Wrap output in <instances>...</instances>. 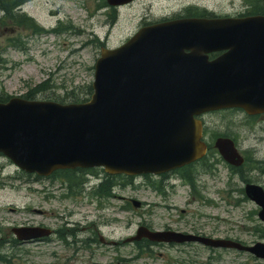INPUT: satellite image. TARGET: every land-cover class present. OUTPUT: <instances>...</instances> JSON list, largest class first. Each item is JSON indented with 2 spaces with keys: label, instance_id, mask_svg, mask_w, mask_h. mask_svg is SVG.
<instances>
[{
  "label": "rangeland",
  "instance_id": "374dc122",
  "mask_svg": "<svg viewBox=\"0 0 264 264\" xmlns=\"http://www.w3.org/2000/svg\"><path fill=\"white\" fill-rule=\"evenodd\" d=\"M242 2L136 0L119 10L117 22L111 27L108 25L110 11L103 0H33L22 12L42 28L52 30L62 23L77 30L37 36L0 22V97H25L32 92L33 100L65 104L72 102L73 95L80 101L89 100L92 96L89 86L94 81L95 64L101 55L98 41L108 43L111 48L119 47L135 33L143 19L180 15L191 6L216 15L237 16L245 10ZM18 37L20 49L7 43L8 38ZM203 122L209 130L206 137L209 144L215 133L225 134L235 139L244 154L250 152L254 159L264 161V121L252 124L243 112L226 111L206 114ZM209 159L212 172L205 174L198 168L196 173V191L201 197L179 178L164 182L166 194H159L149 179L138 176L132 183L117 181L116 197L99 202L92 198L91 192L95 183L104 180L102 169L85 175L89 181L83 196L63 198L67 183L62 179L35 181L33 178L26 185L17 178L20 172L16 167L0 157V242L6 255V261L0 264H118L119 258L131 264H175L177 259H189L170 247H155L153 257H137L134 244L125 241L135 236L144 224L154 230L170 227L181 231L203 225L207 233L216 237L230 235L248 244L263 241L264 223L258 217L259 208L240 192L245 183L231 174L215 151ZM246 176L252 183L264 187V175L248 168ZM131 199L145 205L132 210L128 207ZM24 225L75 227L78 240L76 243L75 237L69 236L67 245L53 238L50 243L13 247L12 229ZM96 235L103 236L105 243L96 242ZM109 242L116 244L109 245ZM210 256L212 259L208 260V253H201L196 260L207 264L211 261V264H264V260L237 252L219 251Z\"/></svg>",
  "mask_w": 264,
  "mask_h": 264
},
{
  "label": "water",
  "instance_id": "95a60500",
  "mask_svg": "<svg viewBox=\"0 0 264 264\" xmlns=\"http://www.w3.org/2000/svg\"><path fill=\"white\" fill-rule=\"evenodd\" d=\"M128 1L109 0L113 5ZM203 24L156 27L143 35L146 43L132 41L116 51L104 50L96 66L94 94L86 104L22 99L0 104V152L41 176L95 166L111 174H160L201 157L205 145L195 115L228 106H243L250 114L264 112V18ZM182 43L229 52L212 64L199 58L183 62L177 51ZM217 147L229 163H243L230 140H219ZM246 192L263 208L264 221V191L248 186ZM15 233L21 240L47 235L39 229ZM142 238L229 244L147 228H140L132 240ZM248 250L264 258L263 244Z\"/></svg>",
  "mask_w": 264,
  "mask_h": 264
},
{
  "label": "trees",
  "instance_id": "16d2710c",
  "mask_svg": "<svg viewBox=\"0 0 264 264\" xmlns=\"http://www.w3.org/2000/svg\"><path fill=\"white\" fill-rule=\"evenodd\" d=\"M31 0H0V13L4 15L2 22L5 24H18V25H24L25 28L31 29L35 33H41L45 32L44 29L41 27H38L36 23L28 19L25 16L17 14V9L24 4L28 3ZM69 29H73L72 27H68ZM41 89L44 88L43 85L39 86ZM90 88V87H89ZM91 91V88L89 89ZM34 93L31 92V94H28L26 96V99H32ZM68 97V96H67ZM72 102L77 103L80 102V100L77 98V96H72ZM6 101V99L0 97V102ZM59 176H65L64 179L68 181L69 189L72 193H74L77 189V178H73L74 173L65 172V173H59ZM188 181L193 185L192 180L189 178ZM116 184V182L112 179L111 182H108L105 184L104 187V193L107 196H111V188ZM138 247L140 250L148 251L149 245L146 244H138ZM1 259V258H0Z\"/></svg>",
  "mask_w": 264,
  "mask_h": 264
},
{
  "label": "flooded vegetation",
  "instance_id": "af4514ba",
  "mask_svg": "<svg viewBox=\"0 0 264 264\" xmlns=\"http://www.w3.org/2000/svg\"><path fill=\"white\" fill-rule=\"evenodd\" d=\"M245 4V6H246V8H244L245 9V11L244 12H242V13H240L239 15H238V17H241V16H247V15H249L250 14V6L249 5H247L246 3H244ZM252 4V3H251ZM250 8V9H249ZM254 13H257L256 12V10H254ZM184 14L183 15H178V16H174L173 17V19H181V18H184ZM150 23H147L145 20L141 23V27H140V29L141 28H143V27H145V26H147V25H149ZM139 29V30H140ZM138 30V31H139ZM137 31V32H138ZM219 56V54H211V55H209V59L210 60H214L215 58H217ZM190 233H192V234H195V235H201V236H204L205 235V231H204V228L202 227V228H197V229H194V230H192V231H190ZM196 246V247H195ZM173 248H176L177 249V251H179V252H185V254L187 255V256H196V255H198L199 254V252H200V250H204V249H207V247H205V246H203V245H201V244H199V243H195V244H193V243H191V244H185V245H173L172 246ZM176 264H194V263H191L190 261H184V260H179V261H177L176 262Z\"/></svg>",
  "mask_w": 264,
  "mask_h": 264
}]
</instances>
